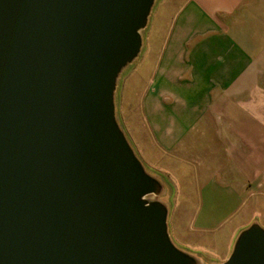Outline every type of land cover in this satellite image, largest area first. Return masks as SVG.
Returning <instances> with one entry per match:
<instances>
[{
	"label": "water",
	"instance_id": "95a60500",
	"mask_svg": "<svg viewBox=\"0 0 264 264\" xmlns=\"http://www.w3.org/2000/svg\"><path fill=\"white\" fill-rule=\"evenodd\" d=\"M157 0H0V264H201L117 118ZM223 264H264V228Z\"/></svg>",
	"mask_w": 264,
	"mask_h": 264
},
{
	"label": "crops",
	"instance_id": "0c3cea01",
	"mask_svg": "<svg viewBox=\"0 0 264 264\" xmlns=\"http://www.w3.org/2000/svg\"><path fill=\"white\" fill-rule=\"evenodd\" d=\"M155 6L117 118L146 169L170 179L175 239L223 264L242 231L264 227V0Z\"/></svg>",
	"mask_w": 264,
	"mask_h": 264
},
{
	"label": "rangeland",
	"instance_id": "374dc122",
	"mask_svg": "<svg viewBox=\"0 0 264 264\" xmlns=\"http://www.w3.org/2000/svg\"><path fill=\"white\" fill-rule=\"evenodd\" d=\"M160 0H158V3H159ZM158 3L156 4L155 6V9L154 11H156V7L158 5ZM155 13V12H154ZM154 13L151 15L150 17V20H149V24H148V27L147 29L142 33L143 35V42L146 41V37L148 36L149 34V31L152 29L153 25H154ZM151 36V35H150ZM160 37V35L158 36V38ZM150 40V39H149ZM146 45V44H145ZM143 44V49H142V52L139 56V58L134 62L132 63L131 65H129L123 72H122V78H125L129 75L130 71H132L134 69V67L138 64L139 60H141L143 56H145L146 54V46ZM146 60V64L145 66L142 68L141 72H142V75H143V81H146L148 82V78L153 70V64H154V58L153 57H148L145 59ZM140 63V62H139ZM138 67V66H137ZM138 71V70H137ZM119 102H120V88L118 89V91L116 92V96H115V103H116V108H118L119 106ZM120 123V122H119ZM126 124V123H125ZM120 126L121 123H120ZM126 127H128V125L126 124ZM147 171L149 174L153 175V176H157V178H159V180H161L165 186V194L163 195V197L161 198H158V200L162 201L166 207L168 208V231H169V234H170V237L172 239V242L174 243V245L180 250V251H183V252H186L190 255H193V256H197L199 258H206V261L208 264H215V258H214V254H211L208 255L210 257H212L210 260H208L207 258L208 257H205V255H203L201 252L197 251L196 249H194L192 246L190 245H184V244H181L179 243L174 235H173V220H172V213H173V206H174V202H175V193H174V188L173 186L171 185V182H170V179H167L164 175H162L161 173L157 172V171H154L153 169H151L148 165H147ZM173 181L175 182H178L179 181V178L178 176L177 177H174L172 178ZM183 186V185H182ZM264 228V227H263ZM239 236V235H238ZM237 239V237H236ZM235 239V241H236ZM235 241L230 245V250L232 252L233 250V247H234V244H235ZM230 252V254H231ZM209 253V252H208ZM210 254V253H209Z\"/></svg>",
	"mask_w": 264,
	"mask_h": 264
}]
</instances>
